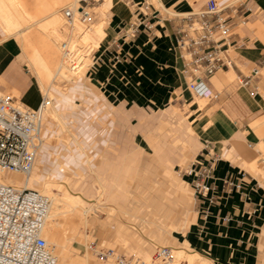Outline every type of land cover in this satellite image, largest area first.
<instances>
[{"label":"crops","instance_id":"crops-1","mask_svg":"<svg viewBox=\"0 0 264 264\" xmlns=\"http://www.w3.org/2000/svg\"><path fill=\"white\" fill-rule=\"evenodd\" d=\"M98 1L95 7L104 2ZM133 1H149V15L126 0H112L105 10L104 35L96 62L85 77L71 79L55 90L61 93L54 102L60 117L78 120L74 126L80 148L73 150L59 143L55 152L44 146L41 157L49 156L51 162L44 165L43 172L71 166L67 162L71 154L76 155V162L78 156L84 163L87 151L100 154L113 146L117 104L130 109L148 103L156 106L190 100L194 118L185 123V132L193 123L202 143L197 161H212V171L204 178L209 190L198 201L196 248L217 264H254L251 240L264 227V151L259 147L264 142V127L251 126V122L264 118V0H216L220 13L230 23L228 34L215 27L216 13L200 14L208 0ZM136 18H146L152 27L141 24L134 36H125L124 28ZM94 19L99 21L98 16ZM202 20L213 30L211 38L198 40L207 32L200 28ZM2 36L0 24V76L5 86L19 89L21 100L36 106L40 100L38 84L28 80L23 71L25 59H20L18 44ZM219 43L232 63L205 75L206 85L215 95L196 107L185 87L190 75L186 60L198 54L193 49L202 53ZM254 68L258 69L255 74ZM84 103L88 104L85 108L78 105ZM89 119L106 120V126L94 127ZM182 135L184 132L175 149L166 145V140L153 143L154 154L170 159L177 154L176 149L186 145ZM171 141L176 143L174 138ZM253 161L262 169V175L249 165ZM199 164L194 165L197 168ZM188 241L192 244L189 237Z\"/></svg>","mask_w":264,"mask_h":264},{"label":"rangeland","instance_id":"rangeland-1","mask_svg":"<svg viewBox=\"0 0 264 264\" xmlns=\"http://www.w3.org/2000/svg\"><path fill=\"white\" fill-rule=\"evenodd\" d=\"M73 1L77 4L76 0ZM98 2V0L81 1V3H87L92 12V22L85 31L88 39L97 46V51L100 48L106 23L104 15L106 9L102 6H94ZM26 3L30 5L29 8L31 7L29 10L34 12L33 0H26ZM62 7L59 10L60 18L56 25L54 27L48 25L46 28L57 40L61 37ZM95 16L99 17V21L94 19ZM43 21L45 20L40 22ZM37 26L39 24L36 23L32 27ZM99 26L100 29H98ZM7 38L14 40L15 36ZM21 54L20 48L19 55ZM59 56L60 53H58ZM23 62V71L27 79L37 82L26 61L23 60ZM54 69L55 67L45 79L44 86H38L40 97L45 89L56 93L55 90L70 81L69 76L64 77L65 79L58 77L52 80ZM81 76L85 77V74ZM185 87L191 94V99L195 100L196 96L188 87L187 81ZM0 92L13 95L17 93L15 96L21 100L19 89L5 86L1 76ZM50 96L51 103H54L55 95L50 94ZM191 103L190 100H178L156 106L149 103L136 105L130 109L117 104L114 107V145L100 154L91 150L87 151V156L84 155V163L78 156L79 161L76 162V155L71 154L72 157L67 160L71 166H62L58 169L55 179H51V183H55V185L52 184V189L72 199H79L85 207L93 208L88 211L85 226L76 222L75 217H71L76 222L74 230L71 231L64 221L59 225H62L60 228H64L62 230L65 235L71 234L69 255L72 258L86 260L88 264H115L113 261L99 260L90 248L92 241L105 247H113L126 254L135 253L148 263L151 262L152 253L157 246H167L171 249L174 256L171 264H188V255L193 251L208 256L205 251L196 248L198 239L194 234V226L200 220L199 195L194 192L190 178L195 175V165L199 164L197 160L202 143L193 123L185 132V123L194 118ZM78 105H83L84 108L88 106L85 103ZM42 119L44 125H42L41 133L44 139L33 165V168L38 167L40 177L46 169L44 165L51 162L49 156L41 157L44 146L54 149L55 152L58 151L59 143L60 146L69 145L73 150L80 148L74 126L78 120H72L71 117H61V121L52 117L53 120H51V117L45 113ZM89 121L94 127L106 126V120L89 119ZM183 132L182 139L186 145L184 148L176 149L177 154L167 160L161 154H154L153 143L166 140L165 144L175 149L176 145L180 144L179 139ZM172 138L176 143L171 141ZM259 147L264 151V147ZM80 152L84 154V151ZM252 168L259 174L262 172V169L255 164ZM19 177L25 179L23 176ZM111 206L114 207L113 211ZM171 226L182 228L180 231H172L176 239L189 237L192 244L183 246L180 242H174L166 232ZM251 242L253 245L250 248L256 258L254 264H264V227L258 230ZM176 248L182 249V253L178 254L174 251ZM213 264L217 263L213 262Z\"/></svg>","mask_w":264,"mask_h":264},{"label":"built area","instance_id":"built-area-1","mask_svg":"<svg viewBox=\"0 0 264 264\" xmlns=\"http://www.w3.org/2000/svg\"><path fill=\"white\" fill-rule=\"evenodd\" d=\"M70 6L62 8L60 45L61 62L74 75L85 74L96 62L97 46L90 41L82 40V31L74 28L79 22L82 28H89L92 12L84 0H76ZM133 8H137L145 16L149 15V1L140 4L126 0ZM216 0H208L200 14L216 13L215 27L228 34L230 23L220 13ZM151 28L152 23L146 18H136L124 28L125 36H134L140 25ZM200 28L207 30L198 40L211 38L213 27L205 20ZM194 43L198 41L193 40ZM185 42H182V45ZM186 60V70L190 72L187 85L197 96L211 98L215 95L205 82V75L223 69L232 63L229 55L221 44L199 53ZM264 62V54L262 56ZM258 69L254 68L253 73ZM51 98L42 94L36 106H30L18 97L7 92H0V169L10 172L27 174L34 165L39 147L43 141L42 112L50 104ZM192 179L194 192L206 196L209 184L204 178L212 171V161L199 164ZM233 185L232 182H229ZM239 186V183L235 184ZM50 204L49 197L37 188L15 186L0 180V264H58L55 250L42 234L45 216ZM90 248L101 261H113L115 264H171L173 254L167 246H157L151 262L141 256L117 251L113 247H105L95 241Z\"/></svg>","mask_w":264,"mask_h":264},{"label":"bare ground","instance_id":"bare-ground-1","mask_svg":"<svg viewBox=\"0 0 264 264\" xmlns=\"http://www.w3.org/2000/svg\"><path fill=\"white\" fill-rule=\"evenodd\" d=\"M111 1L112 0H105L99 6L107 9ZM62 3L65 4L63 5ZM74 3L75 2L73 0H33V7L35 10L33 9L34 12L31 10V12L29 10L31 7H28L30 5L26 3V0H0V24L3 32L2 38L15 36V39L13 41L19 44L22 51L20 59H25L27 61L28 67L36 75L38 86H44L45 79L48 77L53 67H55V69L52 75V80L58 77L64 78L67 76H69V80H71L72 78L76 79L78 77H81V74H72L61 62V55L58 57V53H60V45L58 43V40L46 29L48 25L53 27L56 25L58 19L60 18L59 10L62 5L63 7H65L70 6ZM168 11L170 12L169 9ZM42 20L45 21L40 22ZM36 23L39 24V26L32 27L34 26V24L36 25ZM74 28L77 31L83 32L82 40L92 42L86 35V29L82 28L79 22L74 23ZM100 28L101 27L99 26L98 29ZM83 34H85L84 37ZM43 94H45L49 98H52L50 94H54L57 99L61 97V93H55L46 89L43 91ZM194 96H196L195 100L193 101V104L195 106L202 107L204 102L207 101V98L204 96ZM44 113L47 114L48 117H51V120L58 119L61 121L59 108L56 107L55 103H51V101L50 104L43 110L42 118ZM260 119L261 120L251 122V126L253 127V129L257 127H264V118ZM42 144L43 141L40 147L42 146ZM259 146L264 147V142H260ZM57 158L58 157H56L54 160H57ZM249 165L254 166V161L250 162ZM37 168L38 167L35 166L25 175L0 169V180L12 183L15 186L37 188L45 193L50 199V204L45 216L42 234L46 238L47 242L53 245L58 264H88L86 260L72 258L69 255V241L71 239V234L65 235V232L62 230L63 227L60 228L62 225H59L62 224V221H64V223L67 224V227L71 231L76 227V222L82 223L83 226H85L84 224L87 222L88 211L90 210V208H92V206L85 207L79 199H72L68 195L61 194L52 189V184L55 185V183H51V179L54 178L58 173L57 167L47 170L42 177L39 176ZM19 176H23L25 177V179L20 178ZM113 210L114 207L112 211ZM71 217H75L76 222ZM180 229L182 228L171 226L166 230V232L170 237H172V240H174V242H180L183 244V246H189L187 238L178 240L176 239V237H174L172 231H180ZM174 251L178 252V254L182 253V249L180 248H176V250ZM188 264H213V257L205 255L203 256L197 251H193L188 255Z\"/></svg>","mask_w":264,"mask_h":264}]
</instances>
